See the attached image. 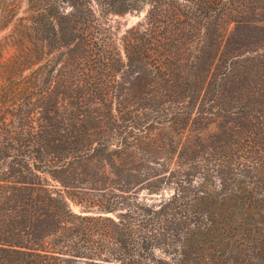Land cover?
<instances>
[{"label":"trees","instance_id":"16d2710c","mask_svg":"<svg viewBox=\"0 0 264 264\" xmlns=\"http://www.w3.org/2000/svg\"><path fill=\"white\" fill-rule=\"evenodd\" d=\"M7 29L0 264H264V0H0Z\"/></svg>","mask_w":264,"mask_h":264},{"label":"rangeland","instance_id":"374dc122","mask_svg":"<svg viewBox=\"0 0 264 264\" xmlns=\"http://www.w3.org/2000/svg\"><path fill=\"white\" fill-rule=\"evenodd\" d=\"M22 11H23V5H21L17 11L18 17L22 15ZM144 15H145V10L130 11L122 15H110L108 17V21L109 24L114 28L116 36L119 38L126 29L142 21ZM8 31L9 29L0 31V40L7 34ZM12 52H13L12 47H6L5 49H3V55L5 57L11 55ZM169 193L170 191L165 190L163 194L164 196H167L169 195ZM159 199H160L159 195H155L148 200L157 201Z\"/></svg>","mask_w":264,"mask_h":264}]
</instances>
